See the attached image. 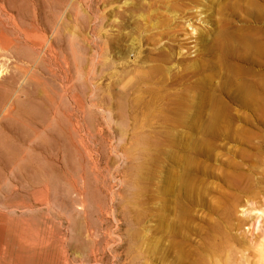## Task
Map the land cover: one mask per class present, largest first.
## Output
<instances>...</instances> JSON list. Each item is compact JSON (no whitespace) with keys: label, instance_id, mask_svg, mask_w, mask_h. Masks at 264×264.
<instances>
[{"label":"rangeland","instance_id":"obj_1","mask_svg":"<svg viewBox=\"0 0 264 264\" xmlns=\"http://www.w3.org/2000/svg\"><path fill=\"white\" fill-rule=\"evenodd\" d=\"M155 65L186 72L178 86L208 79L219 101L180 221L159 147L152 179L133 182L143 159L128 137L148 118L123 96L139 83L141 97ZM262 252L264 0H0V264H255Z\"/></svg>","mask_w":264,"mask_h":264},{"label":"bare ground","instance_id":"obj_2","mask_svg":"<svg viewBox=\"0 0 264 264\" xmlns=\"http://www.w3.org/2000/svg\"><path fill=\"white\" fill-rule=\"evenodd\" d=\"M228 39L229 38H226L225 41H228ZM243 40L245 41L246 39H241L240 42L243 43L244 47L249 45L248 42H247L248 44H245ZM166 73L167 72L165 71V69L162 68L161 66H158V65L152 66L148 74V81L152 84V86L148 87V89H146L141 94V97L134 96V92L137 91V89H139L138 88L139 83H137L136 85H133L132 87L130 86L131 93L123 96V102L126 104H130L131 106H134V107L139 105L140 108H142V110L141 112L138 111L139 109H137V111L135 110V114L136 115L141 114L144 116V118L145 117L148 118V121H145L144 119V121L139 123L136 128H133V131L131 132L132 134L130 133L131 135L128 137L132 142H134L135 144L137 143L136 145L140 148L141 156L143 159L142 163L141 162L140 164L138 163L139 165L137 166L135 170L136 177L133 182L136 186H138L139 188H142L150 179H152L151 170H149L150 171L149 172L148 167L146 168L145 165H147L149 161H152L156 158V157L154 158L155 154L153 155L150 152L151 151L150 149L152 147L153 148L159 147L158 150H159L160 155L161 153L162 155L164 154L167 155L172 160V163L174 164L171 171L164 173V176L162 178L163 189L162 188L161 189H162V193L165 195L169 192H172V195L174 196L173 197L174 198L173 199L174 211L178 218L177 220L180 221L182 217L187 216L188 213L190 212L189 206H191L193 202V197L195 194V188H192L193 184L201 183V178L199 177L197 178L196 173L206 172L205 162L200 160L199 157H202L205 159L210 156L211 146L213 144L212 139L214 136H216L214 128L219 124V120L217 119L218 111L216 110V108H213L212 106L213 104H216L219 101L218 100L216 101V98H214L215 96L209 93L208 86L210 83L208 82V79L202 77L195 83H192V82L187 83L188 80H186L187 84L185 83L184 85H182L183 83L182 84L180 83L181 86H178L177 84L178 78L183 79V82H184V80L186 79L187 73L183 72L182 75L178 77L175 76L174 78H171V79L170 78L168 79V77L166 76ZM199 75H200V72H199ZM187 79L189 78L187 77ZM208 103L211 106L210 111H209V114H210L209 120H207V122L209 123L205 122V119H203L206 114L205 109ZM128 113L130 117L131 112H128ZM133 113L134 112H132V114ZM194 113L199 115L200 118H198L197 120L194 119L193 117ZM156 122H158V125H156ZM179 124H183L188 129H193L194 127L197 126V128L199 129L198 130L199 136L194 138L191 133H188L186 137H181V135H179L178 132L172 133V130H169L170 128L169 125L172 126L171 128H173ZM150 128L152 129V131H149ZM127 135H125L124 137H127ZM163 145L165 146V149L167 148V150L165 149H163V151L162 149L160 150L161 146L164 147ZM175 147H178L179 151L169 150ZM159 153L156 159H158V157L160 156ZM162 155L159 158V161L160 159H162L163 157ZM164 159H162V161ZM181 189L183 190L182 197L184 198L179 197L178 192H180ZM130 205H131V208L135 210L136 208L135 205H132V203H130ZM171 234L173 238L177 237V233L175 230V224L173 226V231ZM175 242L180 243V241L178 240L177 241L175 240ZM177 246L179 247L178 249H180V245L177 244ZM216 248H215V251L217 250ZM227 248H229V245ZM213 250L211 251L213 252ZM240 251H243V250H240ZM180 252L181 250L178 253ZM234 253L236 254L237 252L236 251L233 252V255ZM262 253L263 255L261 256H264V252ZM214 254H218V253L215 252ZM178 256H181V255H178ZM218 256L220 257L219 254ZM178 258H176L175 260H177ZM233 258L235 259V257ZM240 259L241 257L239 258V261L222 260V261L217 262V261H209V260H205L204 258H200L195 264H250L248 263L249 261H247L248 257L245 262L242 261V259L241 260ZM250 261H253V260H250ZM255 264H264V258L261 257V259H258L257 261L255 260Z\"/></svg>","mask_w":264,"mask_h":264}]
</instances>
